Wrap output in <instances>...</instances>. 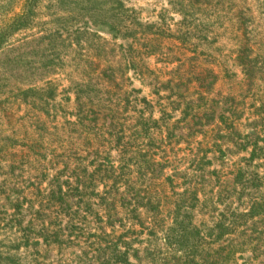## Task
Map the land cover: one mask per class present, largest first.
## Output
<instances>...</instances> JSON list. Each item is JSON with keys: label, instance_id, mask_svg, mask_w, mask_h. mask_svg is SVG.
Here are the masks:
<instances>
[{"label": "rangeland", "instance_id": "rangeland-1", "mask_svg": "<svg viewBox=\"0 0 264 264\" xmlns=\"http://www.w3.org/2000/svg\"><path fill=\"white\" fill-rule=\"evenodd\" d=\"M52 4L0 52V264H264V0Z\"/></svg>", "mask_w": 264, "mask_h": 264}, {"label": "trees", "instance_id": "trees-1", "mask_svg": "<svg viewBox=\"0 0 264 264\" xmlns=\"http://www.w3.org/2000/svg\"><path fill=\"white\" fill-rule=\"evenodd\" d=\"M7 0H1V6H0V52H2L4 49L8 48L10 45V41L13 39V37L23 32L30 24H32V21L34 18L38 16L37 11L39 10V7L42 5L43 2H48L49 4L53 3L52 5L57 6L60 10L63 11V9H71V11H74L78 16L83 17V19L87 20V23H89L90 27L93 28H106L108 33H110L111 38L113 40L117 39H123L130 37V28L129 25L132 26H139L142 27L141 22H139L137 19L130 20L131 18L127 16V13L129 12L126 7L124 6V2L128 0H23V5L21 7L20 13L13 14L11 16H8L11 10L7 9L9 8V5L6 2ZM20 1V0H19ZM200 5V4H199ZM51 6V5H50ZM203 6H197V10L199 12H203L202 10ZM195 15V14H194ZM98 21V22H97ZM84 22V20H83ZM86 22L83 23L81 30H74V32L70 33L74 36V40L76 42H70L69 46H79V39L80 35L87 34L89 36H94L98 41H101V38L97 36V33H90L89 27ZM46 38H39L38 41H43ZM80 47V46H79ZM239 61H241V64L243 65L242 69L247 70L248 63L247 60H244L242 58H238ZM130 62H127V66ZM51 64L44 65L43 69L50 67ZM135 68L134 65L131 64V68ZM136 70V69H135ZM246 72V71H245ZM137 77L138 74H135ZM41 83H45L47 88L44 90L46 93L44 95V98L48 97L50 99L53 98V91L49 87L52 85L51 82H48V78H45L41 80ZM81 87L78 88L75 92L76 96L79 99V94H81ZM36 88L29 87L27 90H24L23 93H36ZM43 96V95H42ZM77 99V100H78ZM79 101V100H78ZM156 123V122H154ZM78 194V190H75ZM105 197L100 198L101 200L108 201L110 194H104ZM108 205V204H105ZM200 237V232L197 230V228L192 224L191 222V239L196 238L197 241H202V238ZM117 252V259L119 262H122L123 264H128V255L127 252H119L117 248H115ZM198 252V247H191V264H208V261L201 256H196L195 253Z\"/></svg>", "mask_w": 264, "mask_h": 264}]
</instances>
